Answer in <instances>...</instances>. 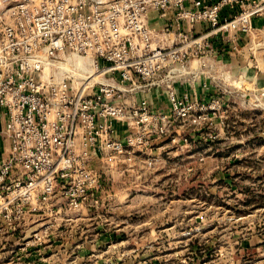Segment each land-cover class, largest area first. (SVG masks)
I'll use <instances>...</instances> for the list:
<instances>
[{
  "label": "built area",
  "instance_id": "1",
  "mask_svg": "<svg viewBox=\"0 0 264 264\" xmlns=\"http://www.w3.org/2000/svg\"><path fill=\"white\" fill-rule=\"evenodd\" d=\"M258 30L264 0H15L0 15V237L40 239L32 216L83 205L102 187L91 162L125 153L116 122L138 127L129 145L151 127L153 106L124 101L127 92L187 72L192 58L217 54V38ZM170 99L180 117L198 107Z\"/></svg>",
  "mask_w": 264,
  "mask_h": 264
},
{
  "label": "rangeland",
  "instance_id": "2",
  "mask_svg": "<svg viewBox=\"0 0 264 264\" xmlns=\"http://www.w3.org/2000/svg\"><path fill=\"white\" fill-rule=\"evenodd\" d=\"M14 1L0 0V15ZM251 37L220 39L187 72L127 92L124 101L153 106L148 132L141 124L129 145L138 127L116 122L125 153L91 162L102 187L83 205L32 216L40 239L0 237V264H264V30ZM172 94L197 109L180 117Z\"/></svg>",
  "mask_w": 264,
  "mask_h": 264
},
{
  "label": "crops",
  "instance_id": "3",
  "mask_svg": "<svg viewBox=\"0 0 264 264\" xmlns=\"http://www.w3.org/2000/svg\"><path fill=\"white\" fill-rule=\"evenodd\" d=\"M154 14H152V18L154 19L153 21H154V23H156V24H160L161 23V21H159L158 19H156V18H154L155 17V15L153 16ZM258 25L260 24L259 23V21H257L256 22ZM201 29V26H198L197 27V30H200ZM248 37V36H247ZM220 39L219 38H217V42L219 41ZM244 40V39H243ZM243 40H241L240 38H237L236 39V42H235V44H238L239 42H243ZM217 42H216V44H217ZM221 42V41H220ZM223 42H225V41H223ZM231 44V43H230ZM244 44V43H243ZM251 72H262L260 69H258V70H251ZM158 104H160V103H158ZM157 107H158V105H156Z\"/></svg>",
  "mask_w": 264,
  "mask_h": 264
}]
</instances>
